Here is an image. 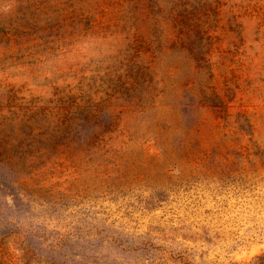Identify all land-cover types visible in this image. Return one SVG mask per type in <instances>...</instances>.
I'll return each instance as SVG.
<instances>
[{
  "label": "rangeland",
  "instance_id": "obj_1",
  "mask_svg": "<svg viewBox=\"0 0 264 264\" xmlns=\"http://www.w3.org/2000/svg\"><path fill=\"white\" fill-rule=\"evenodd\" d=\"M0 264H264V0H0Z\"/></svg>",
  "mask_w": 264,
  "mask_h": 264
},
{
  "label": "trees",
  "instance_id": "obj_2",
  "mask_svg": "<svg viewBox=\"0 0 264 264\" xmlns=\"http://www.w3.org/2000/svg\"><path fill=\"white\" fill-rule=\"evenodd\" d=\"M83 118L80 115L71 114L66 119V128L69 130H76L78 129V125L81 123Z\"/></svg>",
  "mask_w": 264,
  "mask_h": 264
}]
</instances>
